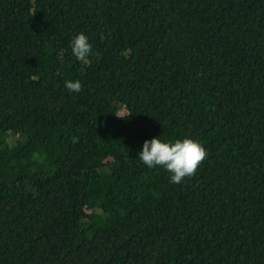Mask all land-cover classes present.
Instances as JSON below:
<instances>
[{"label": "trees", "instance_id": "trees-1", "mask_svg": "<svg viewBox=\"0 0 264 264\" xmlns=\"http://www.w3.org/2000/svg\"><path fill=\"white\" fill-rule=\"evenodd\" d=\"M0 264H264V0H0Z\"/></svg>", "mask_w": 264, "mask_h": 264}, {"label": "clouds", "instance_id": "clouds-1", "mask_svg": "<svg viewBox=\"0 0 264 264\" xmlns=\"http://www.w3.org/2000/svg\"><path fill=\"white\" fill-rule=\"evenodd\" d=\"M71 52L78 60H85L92 52L90 38L84 32L76 33L71 41ZM65 88L79 92V79L65 81ZM204 144L190 136L169 139L162 135L145 139L137 157L148 168L163 167L172 183H180L186 176L193 175L198 165L206 158Z\"/></svg>", "mask_w": 264, "mask_h": 264}]
</instances>
